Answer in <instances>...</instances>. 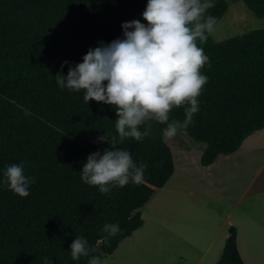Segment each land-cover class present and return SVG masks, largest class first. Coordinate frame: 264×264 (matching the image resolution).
<instances>
[{"label": "trees", "instance_id": "trees-1", "mask_svg": "<svg viewBox=\"0 0 264 264\" xmlns=\"http://www.w3.org/2000/svg\"><path fill=\"white\" fill-rule=\"evenodd\" d=\"M229 1L264 19V0H214L208 14L218 22ZM146 5L147 0H0V264H88L93 255L103 260L142 225L140 208L172 175L162 138L166 125L151 121L142 141L117 144L135 163L148 165L145 183L113 187L106 195L85 184L87 157L109 148L98 138L119 139L115 110L86 103L83 91L56 83V75L66 77L89 49L123 39L122 24L146 23ZM200 46L209 57L201 70L208 80L199 111L180 132L203 145L199 165L207 167L264 126V29L221 42L208 36ZM170 119L183 121L184 109H174ZM21 162L34 178L24 198L3 183L6 167ZM107 223H118L120 233L107 237ZM77 236L96 251L74 261L70 245ZM214 264H243L231 226Z\"/></svg>", "mask_w": 264, "mask_h": 264}, {"label": "clouds", "instance_id": "clouds-1", "mask_svg": "<svg viewBox=\"0 0 264 264\" xmlns=\"http://www.w3.org/2000/svg\"><path fill=\"white\" fill-rule=\"evenodd\" d=\"M214 7V0H147L142 13L146 23L133 20L122 24L123 39L89 49L82 63L69 67L66 77L56 75L61 88L83 91L86 103L95 101L115 110L119 139L113 136L109 142L105 135L98 138L108 142L109 148L87 157L81 170L85 184L106 195L113 187L145 183L148 165L135 163L117 144L127 138L142 141L149 135L151 121L166 125L163 134L169 140L192 124L193 115L199 111L198 97L208 80L201 70L209 57L200 44L216 30L217 18L208 14ZM177 108L184 109L183 121L170 119ZM141 125H147L144 131ZM3 177L15 195L24 198L30 194L34 178L25 174L23 162L8 165ZM120 231L118 223L102 228L107 237ZM95 251L82 236L75 237L70 245L74 261ZM45 264H49L47 259ZM88 264L106 261L93 255Z\"/></svg>", "mask_w": 264, "mask_h": 264}, {"label": "crops", "instance_id": "crops-1", "mask_svg": "<svg viewBox=\"0 0 264 264\" xmlns=\"http://www.w3.org/2000/svg\"><path fill=\"white\" fill-rule=\"evenodd\" d=\"M254 134L264 136V126L252 135ZM242 146L241 144L230 155L217 156L207 167H201L198 158V165L190 168L192 149L183 151V159L177 165V172L173 164V173L164 186L158 189L159 193L156 191L140 208L142 225L119 243L115 251L107 256L108 261L103 259L106 264H123L124 259H132L133 253L136 252H142L145 259L156 257V264H214L221 254L229 226L235 230L236 249L242 263L264 264V153L256 165L252 166L255 170L246 189L236 202L229 204L231 210H225L215 228L205 235L202 246L188 245L189 249L185 255L191 257L192 252L195 254L193 259L185 262L184 259L178 258L176 261L177 255L172 254L175 251L176 226L180 216L177 210L185 213L193 209L200 211L209 206L217 209L223 204L208 198L202 191L187 190V182L191 180L202 183V180L212 179L230 168L233 173L240 172L244 166L255 161L252 157L253 151ZM174 180L177 182L174 183ZM178 181H184V186ZM177 187L183 190H178ZM176 201L178 205H175ZM147 213L155 214L148 222ZM164 213L167 214L166 217ZM148 223L152 224V227L147 228Z\"/></svg>", "mask_w": 264, "mask_h": 264}, {"label": "rangeland", "instance_id": "rangeland-1", "mask_svg": "<svg viewBox=\"0 0 264 264\" xmlns=\"http://www.w3.org/2000/svg\"><path fill=\"white\" fill-rule=\"evenodd\" d=\"M259 29H264V19L255 18L240 1H229V6L225 14L217 22L216 30L208 34V36L213 42H221ZM162 138L170 149L176 172L177 165H179L181 159H183V151L189 148L192 149L189 167L193 168L195 165H198V158L201 155L203 145L192 143L182 132H178L171 140L165 138L162 133ZM242 145L245 149L253 151L252 157L255 160L250 165L244 166L243 170L233 173L230 168L224 173L220 172L219 175L212 179L202 180V183L191 180L187 182V190L202 191L206 193L208 198L217 200L223 204L218 206L217 209H212L209 206L200 211H195V209H193L191 212L185 213L177 210V214L180 216L177 219L175 251L174 253L172 252L173 255H177L176 261H178V258L184 259L185 262H190L193 259L195 254L192 252L190 253L191 257L185 255V252L189 249L188 245L191 244L194 245V247H201L205 235L215 228V225L220 221L225 210H231L229 204L236 202L246 189L255 170L252 166L256 165L264 153V136L263 134L249 136L243 141ZM175 182H177V180H174V183ZM178 182H180V185L184 186V181ZM177 189L183 190L179 187H177ZM157 192L159 193V191ZM246 196L247 194L245 197ZM175 203V205H178L177 201ZM154 216L155 214L147 213L146 218L148 219H146V221L148 222L150 219H153ZM164 216L166 217L167 214L164 213ZM148 227H152V224L148 223L147 228ZM142 254V252L133 253V258L130 260L124 259L123 264H156V257L145 259L142 257ZM136 256L137 259H135ZM105 259L108 261L109 258L106 257L104 260Z\"/></svg>", "mask_w": 264, "mask_h": 264}, {"label": "built area", "instance_id": "built-area-1", "mask_svg": "<svg viewBox=\"0 0 264 264\" xmlns=\"http://www.w3.org/2000/svg\"><path fill=\"white\" fill-rule=\"evenodd\" d=\"M158 191V190H155V192Z\"/></svg>", "mask_w": 264, "mask_h": 264}]
</instances>
